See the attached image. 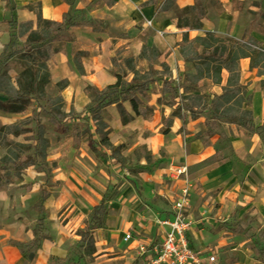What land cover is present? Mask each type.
Masks as SVG:
<instances>
[{"label":"crops","instance_id":"obj_1","mask_svg":"<svg viewBox=\"0 0 264 264\" xmlns=\"http://www.w3.org/2000/svg\"><path fill=\"white\" fill-rule=\"evenodd\" d=\"M96 1L10 0L7 4L6 0H0V59L8 54L7 49L15 38L21 43L16 51L24 47L28 35L21 34L19 22L31 21L33 28H36L39 12L44 19L58 21L62 20L64 13L75 12V19L89 24L71 26L69 32L75 35V39L65 41L64 50L56 53L47 63L53 82L68 79V85L62 90L64 103L78 111L84 110L90 101L88 93L84 91L86 85L103 88L117 80L111 61L115 54L139 56L144 45L156 47L161 54L159 60L167 61L173 74L170 76L176 78L179 70L191 65L182 56L178 45L185 31H188L190 38L213 31L217 36L223 37L246 38L251 35L264 42V0H203L207 3L206 16L201 27L191 29L179 26L178 13L180 8L194 4L195 0H174V5L168 10L161 9L165 0H114L113 5L101 0L91 4ZM77 50L87 51L78 57L81 68L74 59ZM14 56L16 55H11ZM9 60H5L3 69ZM240 67L241 82L249 87L252 94L250 109L255 124L262 126L264 87L261 82L264 75H260L257 68L251 66V58H242ZM19 71L20 67L7 71L15 88ZM227 78L228 72L223 70L221 84L213 83L209 78L203 79L210 80L215 91L221 94ZM163 84L160 74L150 84L152 95L143 97L144 103L155 107L151 119L136 115L135 119L123 124L116 104L107 106L106 111L109 112L113 127L112 140L120 125L144 124L149 133L139 143H146L154 154L164 150L165 160L188 167V174L193 182L192 205L189 208V216L193 220L189 230L192 245L215 252V260L218 261L212 264H261L258 259V244L254 242L257 237L255 232H234L223 225L226 221H241L244 226L254 223L264 225L262 135L258 131L251 135L237 131L231 137L229 149H221L215 141L190 138L189 134L180 130L182 119L169 114L167 109H161L165 105L157 100L164 92ZM7 98L8 94H0V101L4 102ZM124 104L133 113L131 104L128 101ZM30 108L32 107L28 106L21 112L0 108V125L15 123L31 115ZM162 115L173 118L169 131L165 133L160 130L163 125ZM164 168L166 167L157 169L152 175H138L142 195L134 193V184L129 186L124 182L119 197L111 201L105 225L92 233V250L87 252L83 245L79 246L83 249L79 256L76 255L77 241L71 236L70 230L74 224H82L80 213L74 210L81 201L71 193L69 198L60 194L59 202L55 203L57 197L48 191L50 196L42 198L41 203V208L50 210L45 219L47 228L45 236L39 239L32 250L33 256L21 251L25 243L37 240L33 231L18 237L14 233L8 235L0 228V264H140L144 257L141 246H145L148 252H154L161 245L164 232L168 229V225L161 221L171 216V199L180 185L163 175ZM148 179H152L151 182L146 181ZM99 202L92 206L95 207ZM67 205L72 208L67 212L69 223L61 229V223L57 219L56 222L51 219L58 217L60 210H65ZM128 231L132 234L130 238L125 237Z\"/></svg>","mask_w":264,"mask_h":264},{"label":"rangeland","instance_id":"obj_2","mask_svg":"<svg viewBox=\"0 0 264 264\" xmlns=\"http://www.w3.org/2000/svg\"><path fill=\"white\" fill-rule=\"evenodd\" d=\"M70 14L74 16L75 12L72 11ZM20 44V40L15 38L13 44L9 45L8 54L0 59L2 65L0 74L21 68L20 60L23 59L17 55L14 57L9 55L15 52ZM126 54L120 55L123 57ZM6 59L10 60L3 69ZM190 63L189 68L178 71L176 78L168 76L169 87L172 89L166 87L160 96V103L165 105L161 109L163 111L167 109L174 117H183H180L183 123L180 130L189 134L190 138L215 141L221 149L230 148L231 137L237 131L246 135L258 131L262 135L261 151H264V124L256 127L254 115L242 112L237 113V118L230 113L220 116V111L215 110V102L212 101L215 95L220 94L212 87L210 80L206 81L203 78L196 80L193 77V62ZM157 68L159 72L154 74L160 76L163 68L159 66ZM116 70H119V67H114V71ZM7 75L6 72L3 78ZM11 85L7 93L0 89V94L15 95L16 88ZM152 91L150 88L149 96L152 95ZM59 95L60 91L51 77L44 90L33 95L35 98L30 103L32 114L18 121H22L19 129L24 130L18 135L7 134L15 142L7 140L0 144V228L2 232L8 235L14 233L18 237L33 231L37 240L25 243L21 247V251L27 255L32 254L39 239L45 236L44 231L47 228L45 219L50 210L41 208V203L46 191L55 194L57 197L55 203L59 202L60 194L69 198L73 193L80 199L81 203L79 202L74 210L80 213L82 224L80 226L74 224L70 230L71 236L77 241L76 255L79 256L83 249L88 252L93 248L90 237L87 235L81 237L78 233L91 217L94 208L92 204L105 199L110 210L111 201L119 197L124 182L129 186L134 184V193L142 195L138 175H152L157 169L171 164L165 160L164 150L154 154L146 143H139L142 137L149 133L144 124L120 125L112 140L113 127L109 120V112L105 110L103 113L109 126L100 132L96 130L95 120L87 112L92 104L90 94H88L90 101L85 109L78 111L74 107L65 106L64 96ZM241 96H244L245 100L243 108L250 109L251 100H247V94L241 93ZM238 106L237 104L236 107ZM175 112L177 115H174ZM240 114L244 116L243 120L238 118ZM165 116L162 115L161 131L167 126L166 122L164 124ZM151 125L153 128L154 123ZM3 126L5 125H0ZM77 131L81 134L79 143L75 140ZM105 136L108 137V141H102ZM65 207L66 211L60 210L58 217L51 219L55 222L57 219L61 223V229L68 225L67 212L72 210L68 205ZM223 226L234 232L243 230H247V233L255 232L258 237L254 240L258 244V259L264 264V225L254 223L244 226L241 221H226ZM82 245L83 249H80L79 246Z\"/></svg>","mask_w":264,"mask_h":264},{"label":"trees","instance_id":"obj_3","mask_svg":"<svg viewBox=\"0 0 264 264\" xmlns=\"http://www.w3.org/2000/svg\"><path fill=\"white\" fill-rule=\"evenodd\" d=\"M100 1L97 0L91 4L94 5ZM103 1L110 5L115 2L114 0ZM150 1L155 2L156 0ZM9 2L10 0H6L7 4ZM174 3V0H165L161 9L168 10ZM206 11L207 3L202 0H195L194 4L180 8L178 13L179 26L189 29L201 27ZM37 20L38 26L36 28H33L31 21L18 23L21 34H27L28 36L22 49L9 54H15L23 60L20 61L21 68L16 77V94L10 95L8 93L6 101H0L1 109L13 112L25 111L30 106L32 99L35 98L33 95L43 91L45 86L51 81L48 60L53 58L56 53L64 50L65 41L75 39V35L69 32L70 27L76 24H89L87 21L75 19L69 12L63 14L61 21L49 18L44 19L39 12ZM90 24L93 25L92 23ZM93 27L97 28L94 25ZM178 45L184 59L188 62H193V77L196 80L209 78L213 83L221 84L223 70L228 72L227 82L222 86V93L215 95L212 99L215 102V110L217 112L220 111V116L230 113L234 118H237V113L240 112L252 115L251 109L243 108L245 100L241 93L247 94V100H251L252 94L249 93V87L241 82L240 61L242 58H251V66L257 68L260 75H264V42L255 39L251 35L246 38L223 37L217 36L213 31H207L204 36L190 38L188 31H185ZM85 53L87 51L77 50L74 55L75 62H78V57ZM117 55L115 54L111 57L114 67H119V70L114 72L117 80L106 84L103 88L93 85H86L84 88V91L92 96V104L87 109V112L95 120L98 132L107 129L109 126L103 113L110 104H116L120 119L124 124L135 119L136 115L151 119L155 112V107L152 104L144 103L143 97H149L150 84L159 77L154 74L159 72L156 65H160L163 68L160 74L164 80V91L167 88L172 89L169 87L168 78H166V76L172 75L171 68L167 61L163 60L161 62L159 60L161 54L156 47L144 45L139 56L127 54L121 57ZM78 66L81 68L79 62ZM6 72L0 74V89L3 92L8 91L10 86H12L11 78L8 75L3 78ZM0 73H2L1 70ZM68 82L66 78L55 82L58 91H60V97L62 96L63 88L68 85ZM262 84L264 86V80H262ZM125 101L131 104L133 113L127 109L124 104ZM157 101L160 103V98ZM237 104L239 105L238 107H236ZM249 105L251 106V103ZM174 115H177V113L175 112ZM238 118L243 120L244 116L241 115ZM172 121V117L165 116L164 124L166 122L167 126L162 132L169 131L172 124L170 122ZM21 122L10 123L0 127V144L7 140L15 142L7 134H20L24 130L19 129ZM80 139V132H75L76 142L79 143ZM102 141H108V137H103ZM50 194L46 191L43 199L49 197ZM108 210L105 199L95 204L90 219H87L85 226L78 230L79 235L82 237L85 235L89 236L94 243L92 233L96 228L105 225ZM32 256L33 254L30 255V257Z\"/></svg>","mask_w":264,"mask_h":264},{"label":"built area","instance_id":"obj_4","mask_svg":"<svg viewBox=\"0 0 264 264\" xmlns=\"http://www.w3.org/2000/svg\"><path fill=\"white\" fill-rule=\"evenodd\" d=\"M163 175L171 181L180 183L178 190L171 199L172 214L163 223L168 225L164 232L163 241L154 252H148L145 246H141L144 257L140 264H212L215 262V252L192 245L190 228L193 220L189 216L191 207V194L193 182L188 174L186 165L171 163L164 168ZM130 231L126 238H130ZM148 253V254H146Z\"/></svg>","mask_w":264,"mask_h":264}]
</instances>
